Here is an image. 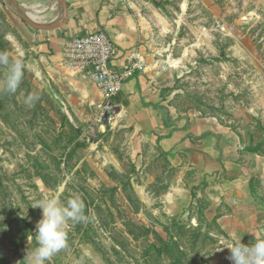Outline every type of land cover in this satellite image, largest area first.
Masks as SVG:
<instances>
[{
	"label": "rangeland",
	"instance_id": "374dc122",
	"mask_svg": "<svg viewBox=\"0 0 264 264\" xmlns=\"http://www.w3.org/2000/svg\"><path fill=\"white\" fill-rule=\"evenodd\" d=\"M132 1L145 13L156 6L167 36L192 45L167 79L165 101L181 114L216 118L242 150L264 160V0ZM182 2L186 19L178 23ZM17 13L37 19L28 7L0 0V51L25 65L15 93L3 90L7 68L0 65V264H27V252L38 247L42 210L35 202L56 197L66 204L77 195L88 219L69 222L67 246L47 264H215L221 243L209 234L216 231L214 205L170 216L163 157L149 146L135 156L105 101L83 102L51 78L34 57V29ZM218 19L234 24L230 38L238 39L228 45V36L210 31L196 50L197 32ZM29 94L39 96L32 106Z\"/></svg>",
	"mask_w": 264,
	"mask_h": 264
},
{
	"label": "crops",
	"instance_id": "0c3cea01",
	"mask_svg": "<svg viewBox=\"0 0 264 264\" xmlns=\"http://www.w3.org/2000/svg\"><path fill=\"white\" fill-rule=\"evenodd\" d=\"M12 1L35 13L37 23L62 21L59 0ZM64 1L67 20L61 27L34 29L30 33L35 40L32 49L35 59L44 65L51 78L64 81L83 102L105 101L104 107L112 113V127L133 141L135 156L149 146L163 157L167 165L162 176L166 181L164 187L167 186L164 204L170 216L214 205L211 214L216 231L209 234L218 236L221 245L215 250L213 263L232 264L228 259L230 249L224 248L230 246L231 240L251 244L263 234L264 160L243 153L236 138L216 118L181 114L165 101L171 71L192 54V45L182 46V38L176 41L167 36L170 27L156 6H147L145 13L132 0ZM185 9L186 3H180L178 23L183 22ZM44 13L51 15V19L46 21ZM213 24L214 21L209 29L201 27L197 32L193 44L196 50L211 36L210 31H215ZM98 29L104 30L113 42L111 67L122 70L131 51H137L143 64V69H137L126 80L120 93L109 99L85 73L72 69L63 55L70 37ZM226 39L231 45L238 37ZM174 43V48L180 51L178 56L172 55Z\"/></svg>",
	"mask_w": 264,
	"mask_h": 264
},
{
	"label": "clouds",
	"instance_id": "9594fccd",
	"mask_svg": "<svg viewBox=\"0 0 264 264\" xmlns=\"http://www.w3.org/2000/svg\"><path fill=\"white\" fill-rule=\"evenodd\" d=\"M0 65L6 66L3 77V90L15 93L20 86L25 65L21 59L11 60L7 51H0ZM39 99L36 94H29L25 99L28 106ZM42 210V219L36 225L38 247L27 252V264H47L52 257L67 246V227L69 222L79 223L88 219L85 215V203L77 195L62 203L56 197H46L33 205ZM228 259L232 264H264V238H254V242L242 243L241 239H233Z\"/></svg>",
	"mask_w": 264,
	"mask_h": 264
},
{
	"label": "built area",
	"instance_id": "2783aa9c",
	"mask_svg": "<svg viewBox=\"0 0 264 264\" xmlns=\"http://www.w3.org/2000/svg\"><path fill=\"white\" fill-rule=\"evenodd\" d=\"M213 28L222 35L232 37L234 24L215 20ZM115 48L104 30H95L85 35L70 37L63 47V55L68 65L85 73L91 83L106 98H112L123 88L126 80L143 64L137 51L128 53V63L122 70L111 67Z\"/></svg>",
	"mask_w": 264,
	"mask_h": 264
},
{
	"label": "water",
	"instance_id": "95a60500",
	"mask_svg": "<svg viewBox=\"0 0 264 264\" xmlns=\"http://www.w3.org/2000/svg\"><path fill=\"white\" fill-rule=\"evenodd\" d=\"M62 6V10H63V15H62V21L59 23H55V24H40L35 22L32 18H30L29 16L22 14V13H17V15L30 27H32L33 29H41V30H51V29H56L61 27L67 20V16H66V3L64 0H59Z\"/></svg>",
	"mask_w": 264,
	"mask_h": 264
},
{
	"label": "trees",
	"instance_id": "16d2710c",
	"mask_svg": "<svg viewBox=\"0 0 264 264\" xmlns=\"http://www.w3.org/2000/svg\"><path fill=\"white\" fill-rule=\"evenodd\" d=\"M243 153H248V152L243 150Z\"/></svg>",
	"mask_w": 264,
	"mask_h": 264
},
{
	"label": "bare ground",
	"instance_id": "6f19581e",
	"mask_svg": "<svg viewBox=\"0 0 264 264\" xmlns=\"http://www.w3.org/2000/svg\"><path fill=\"white\" fill-rule=\"evenodd\" d=\"M163 69H164V66H163Z\"/></svg>",
	"mask_w": 264,
	"mask_h": 264
}]
</instances>
